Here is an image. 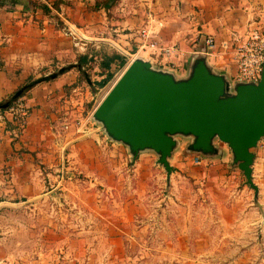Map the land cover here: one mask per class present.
<instances>
[{"label":"rangeland","instance_id":"rangeland-1","mask_svg":"<svg viewBox=\"0 0 264 264\" xmlns=\"http://www.w3.org/2000/svg\"><path fill=\"white\" fill-rule=\"evenodd\" d=\"M112 5V11L128 8V15L139 0ZM130 62L113 65L105 87L80 85L85 96L77 123L109 142L103 153L109 165L80 172L67 169L65 158L63 168L40 183L39 195L4 206L0 264H264V140L254 149L257 200L238 167L232 165L241 173L238 184L211 180L216 159L230 151L219 141L223 154L206 157L188 152L183 139L168 182L154 152L133 160L93 118ZM99 71L89 72L92 82L101 79ZM196 155L203 164L191 160Z\"/></svg>","mask_w":264,"mask_h":264},{"label":"crops","instance_id":"crops-1","mask_svg":"<svg viewBox=\"0 0 264 264\" xmlns=\"http://www.w3.org/2000/svg\"><path fill=\"white\" fill-rule=\"evenodd\" d=\"M29 1L51 6L56 0H7L0 6V104L27 87L23 97L31 108L29 124L20 136L14 135L6 109L0 110V212L16 197L39 195L40 183L54 177L52 171L63 168L65 158L67 169L80 172L109 165L103 154L109 142L77 123L85 96L80 85L90 86L83 74L91 77L92 70L80 68L78 62L91 43H108L127 61L141 56L179 78L188 75L193 55L203 53L216 72L233 80L236 64L231 49L223 45L231 46L235 35L246 37L264 24V0H139V9L128 15L132 11L122 5L116 13L104 7L92 9L97 0H64L59 10L52 8L53 16ZM138 29L148 30L149 38L138 35ZM208 35L218 43L210 55L202 42ZM150 41L175 46L174 64L148 47ZM215 162L209 179L240 183L231 151Z\"/></svg>","mask_w":264,"mask_h":264},{"label":"water","instance_id":"water-1","mask_svg":"<svg viewBox=\"0 0 264 264\" xmlns=\"http://www.w3.org/2000/svg\"><path fill=\"white\" fill-rule=\"evenodd\" d=\"M26 89L22 87L0 104V110L9 108ZM93 118L109 139L128 147L133 160L141 153L154 152L168 182L176 171L171 159L183 139L188 141V152L206 157L222 155L217 145L222 142L231 151L232 165L243 172L258 199L253 166L254 149L264 140V65L259 81L232 84L211 67L203 53L193 55L189 73L182 78L137 56L97 106Z\"/></svg>","mask_w":264,"mask_h":264},{"label":"built area","instance_id":"built-area-1","mask_svg":"<svg viewBox=\"0 0 264 264\" xmlns=\"http://www.w3.org/2000/svg\"><path fill=\"white\" fill-rule=\"evenodd\" d=\"M58 17L60 13L55 11ZM137 34L141 35L145 40L149 38L148 30H137ZM202 42L206 45L207 54L214 53L218 48V43L213 36L202 37ZM148 47L165 59L166 63H172L171 58L177 51L175 46L162 47L154 41L146 43ZM224 48H230L232 51V59L236 64V73L231 80L232 84L238 82H257L260 80L264 65V29L256 27L249 31L246 37L234 36L231 46L227 43ZM2 68L0 62V69ZM13 123V132L15 136H20L24 133L29 124L31 117V108L27 104L26 99L22 96L12 101L9 108L6 109ZM195 164H203V158L196 155L191 159Z\"/></svg>","mask_w":264,"mask_h":264},{"label":"trees","instance_id":"trees-1","mask_svg":"<svg viewBox=\"0 0 264 264\" xmlns=\"http://www.w3.org/2000/svg\"><path fill=\"white\" fill-rule=\"evenodd\" d=\"M12 3H15L18 0H10ZM103 0V1H96L95 7L92 9H99L100 7H104L106 9L112 8V3H115L116 0ZM7 0H0V6L5 5ZM62 3H65L64 0H56L52 3L51 6L44 3H37L34 1H29L33 7H40L45 14L52 15V8L59 10ZM53 16V15H52ZM57 19L58 17L55 16ZM59 25L62 27V23L59 21ZM98 46V47H97ZM127 62V57L121 51L113 47L108 43H100L95 44L91 43L88 50L80 55L79 57V66L80 68L85 67L86 69H94L95 67H99L98 76L101 77L99 81L92 82L90 77L87 75L86 77L83 74V77L87 80V82L91 86L97 85L98 87L102 88L105 87L113 78L114 72L112 71L113 65L124 66ZM82 73H84L81 70Z\"/></svg>","mask_w":264,"mask_h":264}]
</instances>
